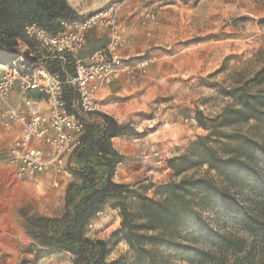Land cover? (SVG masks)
<instances>
[{"label":"rangeland","instance_id":"1","mask_svg":"<svg viewBox=\"0 0 264 264\" xmlns=\"http://www.w3.org/2000/svg\"><path fill=\"white\" fill-rule=\"evenodd\" d=\"M66 1L82 19L112 10L89 32L76 58L84 60L106 50L112 32H116L120 66L107 84L95 86L93 113L109 116L134 130L132 135L112 140L113 148L123 157L113 179L117 183L134 188L145 185L147 196L152 197L158 186L173 179L168 161L209 134L199 124L212 127L224 110L236 107L227 92L238 96L240 92L256 94L264 90V83L258 85L260 79L255 80L264 68V0ZM21 49L35 56L41 53L39 44L36 48L21 45ZM4 67L0 63V76ZM64 68L73 72L70 58ZM66 96L72 114L77 97L74 91H66L63 99L67 112ZM28 101L41 112L47 111L45 96L26 91L16 82L9 95L11 106L26 111ZM221 131L264 146V125L255 121ZM18 135L17 124L0 118V264L35 259V252L29 253L35 243L27 233L26 219L60 217L66 189L73 181L68 166L60 174L49 171L30 181L17 179L4 162V155ZM204 175L206 167L186 176ZM247 194L244 192V196ZM203 217L209 219L210 227L243 240L246 247L253 244L252 238L233 222L222 218L211 221L217 218L216 213H203ZM119 227L118 214L106 208L86 230L87 237L108 244L106 264H233L232 257L216 262L193 261L187 248L196 242L161 246L152 250L149 261H139L127 244L113 236ZM196 246L207 249L200 243ZM72 262L70 254L51 251L37 264ZM240 264H264V254L254 252Z\"/></svg>","mask_w":264,"mask_h":264},{"label":"trees","instance_id":"2","mask_svg":"<svg viewBox=\"0 0 264 264\" xmlns=\"http://www.w3.org/2000/svg\"><path fill=\"white\" fill-rule=\"evenodd\" d=\"M81 19L66 0H0V63L7 65L14 60L21 45L38 46L34 36L28 35L29 29L54 36L65 31L64 25ZM44 62L50 72L62 70L55 60ZM258 78V85H262L264 68L255 80ZM226 95L236 107L224 110L212 127L199 122L209 134L168 161L173 179L158 186L152 197L147 196L145 185L134 188L113 180L123 157L113 148L112 140L132 135L134 130L103 114L78 116L84 131L72 156L82 164L68 170L73 181L66 189L60 217L26 219L27 233L35 243L29 253L35 252V259H23L19 264H37L51 251L70 254L72 264H106L108 244L86 236V230L106 208L120 218L119 230L113 236L127 244L139 261H149L155 248L180 247L183 242L207 247L202 250L192 244L187 248L197 262L232 257L233 264H240L254 252L263 255L264 146L221 130L249 121L264 125V90ZM65 100L70 113L67 96ZM203 167L206 175L186 176ZM244 192L248 194L244 196ZM203 213H216L217 218L211 221L222 218L233 222L253 244L246 247L243 240L210 227Z\"/></svg>","mask_w":264,"mask_h":264},{"label":"built area","instance_id":"3","mask_svg":"<svg viewBox=\"0 0 264 264\" xmlns=\"http://www.w3.org/2000/svg\"><path fill=\"white\" fill-rule=\"evenodd\" d=\"M111 12L66 24L65 31L54 36L29 29L28 35L38 41L41 53L35 56L20 46L19 55L5 65L0 76V118L17 124L19 135L4 155V162L17 179L30 181L49 171L62 173L66 159L79 146L84 124L78 116L96 111L95 86L107 84L120 66L116 32H112L106 50L92 53L84 60L76 56L84 49L89 32L104 22ZM113 23L108 21V24ZM69 58L73 61L72 73L65 68L50 72L44 62L60 60L65 66ZM16 82H20L26 91L45 96L47 111L41 112L29 101L26 111L13 108L9 95ZM68 90L74 91L77 97L72 114L65 110L63 99Z\"/></svg>","mask_w":264,"mask_h":264},{"label":"crops","instance_id":"4","mask_svg":"<svg viewBox=\"0 0 264 264\" xmlns=\"http://www.w3.org/2000/svg\"><path fill=\"white\" fill-rule=\"evenodd\" d=\"M55 61H57L61 65L62 69L64 68V65L62 64V62L60 60H55ZM81 164H82V162L77 160L73 156L68 158V160H66V162H65V166H68L69 168H78V167H80Z\"/></svg>","mask_w":264,"mask_h":264}]
</instances>
